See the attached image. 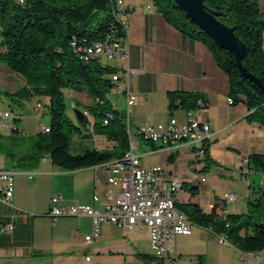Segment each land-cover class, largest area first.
I'll use <instances>...</instances> for the list:
<instances>
[{
  "label": "crops",
  "instance_id": "0c3cea01",
  "mask_svg": "<svg viewBox=\"0 0 264 264\" xmlns=\"http://www.w3.org/2000/svg\"><path fill=\"white\" fill-rule=\"evenodd\" d=\"M124 2L132 8L125 16L127 36L123 47L128 57L121 59L116 56L108 62L127 72L129 87L137 96V103L130 107L127 114V127L129 124L137 128L144 122L166 123L171 116L179 122L185 121V109L170 111L168 107L169 92L185 91L197 96L196 101L202 98L206 103L205 107L196 103L190 110H194L200 120L207 122L213 132L206 145L208 163L204 161L203 154L196 153L195 147L181 144L165 151L136 135L133 151L140 155L141 165H161L169 181L179 180L182 183V188L176 194V202L184 214L189 204L197 205L209 214L215 202L224 204L225 213L245 212L248 195L257 190L249 189V186L253 187L250 181L254 182L252 178L259 176L249 164V158L264 155V127L247 120L249 110L244 102H227L228 76L203 42L191 39L171 26L154 9L151 0ZM258 3L264 12V0H258ZM262 48L264 52V33ZM23 85L22 76L0 63V91L14 92ZM65 94L75 99L73 107L84 108L77 105V97L88 94L71 90H66ZM107 96L114 108L125 111V100L121 93L112 87ZM44 126H49V123ZM85 127L87 131L92 130L90 119ZM20 128L23 130L22 126ZM129 138L132 143L130 130ZM106 145L110 148L113 143L107 140ZM147 156H159L160 161L148 163ZM0 162L13 172V197L10 204L0 201V221L15 223L11 232H0V264H94V259L91 262L85 260L84 255L90 251L93 255L94 251L102 255L149 254V228L140 222L131 228L104 222L99 235L92 243H86L84 236L91 230L89 216H61L55 219L49 216L50 202L54 196L59 197L63 204H92L102 210L119 190L118 186L107 182L103 163L63 170L46 156L33 168L7 162L3 156H0ZM226 178L239 181L228 186ZM260 181L263 182V178ZM246 187L247 191H244ZM259 187H264V184ZM227 191L234 192L236 198L223 202ZM94 195L98 196L96 202L93 201ZM238 196L244 200L237 205ZM193 226L198 228L195 234L199 248L200 243H208L207 246L218 253H229L235 264H264V250L254 255L243 253L227 241L219 243L218 235L210 229L194 223L191 224ZM141 227L146 232L137 237L134 231H140ZM177 236L172 240V247L177 253L175 256H179L183 248ZM196 255L197 263L202 264L205 254L197 251ZM256 255L257 259L251 257ZM95 263L100 262L96 260Z\"/></svg>",
  "mask_w": 264,
  "mask_h": 264
},
{
  "label": "trees",
  "instance_id": "16d2710c",
  "mask_svg": "<svg viewBox=\"0 0 264 264\" xmlns=\"http://www.w3.org/2000/svg\"><path fill=\"white\" fill-rule=\"evenodd\" d=\"M151 2L171 26L207 46L228 76L230 104L244 102L249 110L247 120L264 127V90L240 75L233 54L215 44L174 0ZM114 4L115 0H0V63L24 79L20 89L1 91L0 97L21 106L34 96L50 117L49 130L38 127L29 140L17 124L10 133H0V156L23 168L35 167L46 156L59 168L73 170L119 158L128 150L127 115L114 108L107 96L113 85L111 75L122 69L99 55L90 56L87 61L82 57L84 47L95 41L108 39L124 46L127 33L114 17ZM204 4L218 12L217 19L232 27L245 44L241 63L264 86V12L258 0H204ZM66 90L92 98L91 104L82 110L92 117V132L113 143L110 148L69 151L73 134L81 131L89 118L85 115V123L79 124L75 115L73 118L67 113ZM168 96L170 111L193 109L197 99L185 91H171ZM17 119L14 118L15 122ZM206 147L203 159L208 163ZM249 164L264 172V155L250 156ZM216 206L215 202L212 212L207 214L189 204L190 210L184 212L192 224L225 236L243 253L264 250V187L248 195L247 210L243 213H225ZM139 256L154 263L152 254Z\"/></svg>",
  "mask_w": 264,
  "mask_h": 264
},
{
  "label": "built area",
  "instance_id": "2783aa9c",
  "mask_svg": "<svg viewBox=\"0 0 264 264\" xmlns=\"http://www.w3.org/2000/svg\"><path fill=\"white\" fill-rule=\"evenodd\" d=\"M114 17L124 27L127 33V21L125 16L131 7L125 5L124 0H115ZM75 46V42L71 41ZM101 56L105 60H111L116 56L127 59L128 54L117 42L103 39L95 41L84 47L83 57L86 61L91 56ZM120 68V67H119ZM112 87L122 94L125 100V113L128 114L130 107L137 103L136 94L130 89L126 71H116L111 75ZM231 102V98H227ZM200 107L206 103L199 98L196 101ZM83 114L88 116L86 110ZM44 114L41 102L34 104V116L38 120ZM16 114L7 109L0 111V119L7 125L8 119H13ZM104 123H106L104 121ZM15 126V125H14ZM13 126V127H14ZM41 125V130H46ZM136 135L143 140L150 141L162 150H170L181 144L195 147L196 153L203 154L204 147L212 138L213 132L210 125L198 118L194 110L185 111V121L179 122L171 116L166 123L152 124L144 122L131 132L132 150L129 156H122L110 160L107 170V182L118 186L117 194L107 203L102 210L96 209L92 204L71 202L63 204L59 197L51 198L48 214L53 219L61 216H82L91 218V230L84 236L86 243H92L99 235L101 225L109 222L117 227H133L140 222L149 228V245L154 257L153 264H173L174 250L172 240L176 235H188L191 228L184 225V213L178 208L176 194L182 188L179 180H168L167 174L161 165L144 167L140 163V155L133 151L136 143ZM197 146V147H196ZM205 180V178H201ZM111 197V193H109ZM13 197V172L3 167L0 162V201L10 204ZM236 194L227 191L223 196V202L233 201ZM98 196H93L96 202ZM217 209L225 211L223 203H217ZM15 228L13 221H0V232L8 233ZM219 243H226L223 235H218ZM250 257V256H249ZM254 259L258 255L251 256ZM93 255H85V260L91 262Z\"/></svg>",
  "mask_w": 264,
  "mask_h": 264
},
{
  "label": "rangeland",
  "instance_id": "374dc122",
  "mask_svg": "<svg viewBox=\"0 0 264 264\" xmlns=\"http://www.w3.org/2000/svg\"><path fill=\"white\" fill-rule=\"evenodd\" d=\"M104 61H113L111 60H105ZM3 91V90H2ZM1 92V91H0ZM79 100H77V105H83L87 106L88 104H91L92 98L90 96L86 97H77ZM35 97H31L30 99L24 100L23 104L19 106L17 103L11 104L9 101H7L3 96L0 98V111L4 110H11L13 114H16V117L19 118V121L15 122V120L8 119L7 125H4V120L0 119V133L7 134L11 132V127L14 125H20L23 127L22 135L26 136L27 140H29L30 137H32L36 131L37 128L41 125H47L50 122V117L47 113H44L38 120L34 116V108L33 104L35 101ZM42 101V100H41ZM65 101L67 104V113L74 118V107L72 106L75 102L74 98H70L68 94H65ZM36 102V101H35ZM88 118L92 121V117L88 115ZM81 131L76 132L73 134L69 151L71 153H81L85 149H97L102 150L107 148V139L104 136L95 134L92 132V130L87 131L88 129H85L87 127L81 126ZM128 129L131 132H136V127L129 126ZM87 132V133H86ZM27 145H29L27 143ZM146 161L148 163H158L160 161L159 156H147ZM7 162H9L7 160ZM259 176L253 177L254 182L252 180L250 183L253 184L252 186H249V189L255 188L258 189V187L263 183L264 184V172L257 171ZM263 178V182L260 181ZM227 185L230 186L234 181H239L238 179H230L226 178ZM250 184V185H252ZM223 189V188H222ZM241 190L243 191V186L240 187L239 192L241 193ZM244 191H247V187ZM244 200L241 196H238V201H236V204L240 201ZM243 203V201H242ZM246 203V202H244ZM198 228L193 226L192 232L189 235H179L176 238L183 244V248L181 249V254L179 256L174 255L173 264H198L197 263V251H201L204 253V262L202 264H235V261L232 259L231 255L225 251H222L221 253H218L213 248H209L207 244L200 243V248L198 246V238H196L197 234L196 230ZM144 227H141L140 231H134V234L138 237V235H144L145 234ZM174 250V248H173ZM206 251V252H205ZM147 253L151 254V251L147 250ZM174 254H177L174 250ZM86 255H93L90 251ZM85 256V255H84ZM94 264L96 260H99V264H149L147 259H144L140 257L139 255L132 253L131 254H120V255H102L98 254L94 251L93 255ZM241 262V261H240Z\"/></svg>",
  "mask_w": 264,
  "mask_h": 264
},
{
  "label": "water",
  "instance_id": "95a60500",
  "mask_svg": "<svg viewBox=\"0 0 264 264\" xmlns=\"http://www.w3.org/2000/svg\"><path fill=\"white\" fill-rule=\"evenodd\" d=\"M174 2L186 12V15L193 22L212 38L215 44L233 54L237 69L241 76L246 77L264 90L261 81L255 75L247 71L241 63V58L246 51L245 44L234 34L232 27L227 26L217 19L218 12L208 8L204 4V0H174ZM73 111L78 123H85L86 117L82 110L75 108Z\"/></svg>",
  "mask_w": 264,
  "mask_h": 264
},
{
  "label": "bare ground",
  "instance_id": "6f19581e",
  "mask_svg": "<svg viewBox=\"0 0 264 264\" xmlns=\"http://www.w3.org/2000/svg\"><path fill=\"white\" fill-rule=\"evenodd\" d=\"M115 12V11H114ZM83 57V56H82ZM83 59H84V57H83ZM84 61H86V59H84ZM109 117V116H108ZM107 119V118H106ZM105 119V122H107V120ZM127 129H128V127H127ZM49 130V127H46V130H43V131H48ZM128 133H129V130H128ZM131 150H132V143H130V146H129V148H128V150H126L125 151V153L122 155V156H129V152H131ZM121 156V157H122ZM103 165H104V168L107 170V166H109L110 165V161H107V162H104L103 163ZM191 222H190V220L187 218V216H185V214H184V225H187V226H189V227H191ZM223 239H224V241H226V239H225V236H223ZM256 253V252H255ZM255 253H250V255H254Z\"/></svg>",
  "mask_w": 264,
  "mask_h": 264
}]
</instances>
